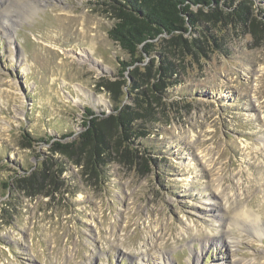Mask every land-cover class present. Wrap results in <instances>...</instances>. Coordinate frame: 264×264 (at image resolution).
<instances>
[{
  "label": "rangeland",
  "instance_id": "374dc122",
  "mask_svg": "<svg viewBox=\"0 0 264 264\" xmlns=\"http://www.w3.org/2000/svg\"><path fill=\"white\" fill-rule=\"evenodd\" d=\"M106 1L0 0V264H264V0L128 67Z\"/></svg>",
  "mask_w": 264,
  "mask_h": 264
},
{
  "label": "trees",
  "instance_id": "16d2710c",
  "mask_svg": "<svg viewBox=\"0 0 264 264\" xmlns=\"http://www.w3.org/2000/svg\"><path fill=\"white\" fill-rule=\"evenodd\" d=\"M221 0H107V7L113 11L114 25L108 30L109 39L125 54L130 56V63H122L124 67L132 66L142 60L143 55H150L156 43L168 41L171 45H179L187 51L197 47L199 39L193 37L199 26L200 13L193 8L213 10ZM232 5H230L231 7ZM212 16H216L215 14ZM239 16L236 10L228 13V18ZM205 19L206 18L205 16ZM188 37H190L188 39ZM88 116L92 113L87 112ZM120 123L119 119H115ZM94 120H86V131L82 134V143L93 144L97 148L96 128ZM57 146L65 148L56 143ZM64 151V149H63Z\"/></svg>",
  "mask_w": 264,
  "mask_h": 264
},
{
  "label": "bare ground",
  "instance_id": "6f19581e",
  "mask_svg": "<svg viewBox=\"0 0 264 264\" xmlns=\"http://www.w3.org/2000/svg\"><path fill=\"white\" fill-rule=\"evenodd\" d=\"M246 219H248L245 215L242 216V219L240 222H242V224H247V221ZM255 222L254 221H251L250 224L253 225ZM255 232L257 233L258 231L255 230ZM164 264V263H163Z\"/></svg>",
  "mask_w": 264,
  "mask_h": 264
}]
</instances>
